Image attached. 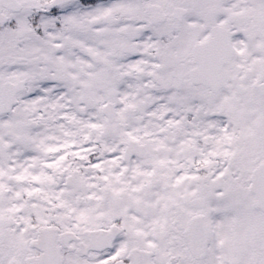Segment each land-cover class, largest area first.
<instances>
[{"label":"snow or ice","instance_id":"1","mask_svg":"<svg viewBox=\"0 0 264 264\" xmlns=\"http://www.w3.org/2000/svg\"><path fill=\"white\" fill-rule=\"evenodd\" d=\"M0 264H264V0H0Z\"/></svg>","mask_w":264,"mask_h":264}]
</instances>
